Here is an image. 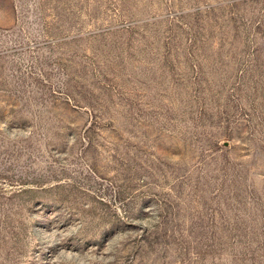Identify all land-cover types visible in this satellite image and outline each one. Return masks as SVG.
Returning a JSON list of instances; mask_svg holds the SVG:
<instances>
[{
    "label": "rangeland",
    "instance_id": "374dc122",
    "mask_svg": "<svg viewBox=\"0 0 264 264\" xmlns=\"http://www.w3.org/2000/svg\"><path fill=\"white\" fill-rule=\"evenodd\" d=\"M0 264H264V0H0Z\"/></svg>",
    "mask_w": 264,
    "mask_h": 264
}]
</instances>
